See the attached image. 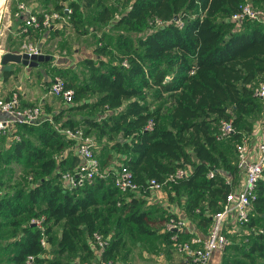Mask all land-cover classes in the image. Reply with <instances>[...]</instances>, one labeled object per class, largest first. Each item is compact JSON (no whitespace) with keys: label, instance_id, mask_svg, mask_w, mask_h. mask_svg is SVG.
Returning a JSON list of instances; mask_svg holds the SVG:
<instances>
[{"label":"trees","instance_id":"16d2710c","mask_svg":"<svg viewBox=\"0 0 264 264\" xmlns=\"http://www.w3.org/2000/svg\"><path fill=\"white\" fill-rule=\"evenodd\" d=\"M35 1L39 10L31 8L37 15L51 10L65 15L63 26L87 29L86 25L108 23L114 33L96 46L95 58L81 60L86 67L83 78L60 66H48L50 79L59 75L64 86L72 89L67 102L71 104L52 112L50 119L16 124L0 134V165L20 164L37 174L32 181L28 176V186L7 189L9 184L0 174V228L7 229L5 236L0 233V264L89 262L93 256L86 240L93 232L107 238L99 259L115 263L121 254L126 255L129 243L154 234L174 215L163 209L152 215L153 206L145 205L146 183L150 178L161 181L178 167H189L188 173L164 183L167 197L172 201L184 195L186 215L205 233L209 216L232 188L226 174L237 170L225 138L240 139L249 131L250 113H263L264 99L254 95L252 88L264 76V23L229 20L246 0H114L115 5L111 0ZM248 1L254 7V3L264 4V0ZM65 6L69 11H64ZM90 8L94 12L86 16ZM174 15L182 21L180 26ZM85 21L88 24L83 25ZM39 29L29 26L27 32L18 34L37 35ZM15 71L2 69L1 73L5 78ZM83 108L105 113L99 118L63 117L65 112ZM220 119H230L233 131L217 137ZM79 123L85 134L94 130L108 141L101 145L100 156L93 147L99 170L112 153L118 154L120 164L138 184L137 190L119 191L112 170L81 186H62L61 172L72 169L78 158L69 148L71 139L59 128ZM251 203L250 212L255 215L249 213L243 223L248 226L247 235L230 245L239 256L222 252L218 264H264V178L258 179ZM39 214L44 215L50 256L41 255L45 249L39 243V229L29 222ZM55 225L58 234L53 231ZM173 233L181 238L187 235L165 229L162 235L169 243Z\"/></svg>","mask_w":264,"mask_h":264},{"label":"built area","instance_id":"2783aa9c","mask_svg":"<svg viewBox=\"0 0 264 264\" xmlns=\"http://www.w3.org/2000/svg\"><path fill=\"white\" fill-rule=\"evenodd\" d=\"M64 11H69L64 7ZM23 15V24L19 32H27L29 26L34 28H45L47 26L62 27L66 16L56 10L41 11L37 15L32 8L25 2L20 1L16 5L15 15ZM229 20L240 24L245 18L264 23V10L252 6L251 3L243 2L239 9L229 15ZM180 26L182 21L174 19ZM161 23L160 20H156ZM27 34V33H26ZM27 54L41 53V48L30 41L22 44L21 50ZM124 64V62H122ZM51 94L59 95L64 102H69L72 95V89L64 86V81L59 75H54L48 87ZM253 94L264 99V82L256 84L252 88ZM0 134L6 133L16 124H36L43 116L41 105L37 103H21L18 92L11 90L6 95H0ZM264 121V109H263ZM150 121H148L149 125ZM261 133L254 143V147H248L244 139L241 138L235 146L236 167L243 172L242 182L238 186L232 187L225 194L224 200L219 209L210 215V223L205 233L198 230H191L188 222L178 215H171L164 223L165 230L184 231L185 237H178L176 233L171 235L174 249L181 255V264H207L211 254L214 251H220L225 246L227 238L225 232L227 228L234 227L235 224L244 223L248 220L249 210L252 200L255 197V187L258 179L261 178L264 171V126ZM65 138L71 139L70 149L76 154L78 160L74 167L65 170L60 174V182L66 189L81 186L90 182L94 176L102 175L99 170V162L93 152V140L88 134L83 132L79 126H65L59 128ZM233 131V125L230 119H220L218 122L217 137L227 135ZM18 138V135H13ZM244 136V135H243ZM188 170L182 167L176 168L168 173L163 180L157 181L154 178L147 180L146 188L148 190L159 188L167 181H174L185 176ZM113 184L121 192L137 190L138 184L132 179L130 170L122 164H119L111 171ZM212 172L209 171L208 175ZM44 215L39 214L31 216L29 222L35 225L40 232L39 243L43 249L48 247L46 234L44 233ZM92 241L100 252L107 244V238L101 236L98 232L92 233ZM29 260L32 256H28ZM81 264H87L81 263ZM96 264H109L108 261L101 260L98 257Z\"/></svg>","mask_w":264,"mask_h":264},{"label":"rangeland","instance_id":"374dc122","mask_svg":"<svg viewBox=\"0 0 264 264\" xmlns=\"http://www.w3.org/2000/svg\"><path fill=\"white\" fill-rule=\"evenodd\" d=\"M23 1L27 5L35 3V0H2L1 3V8H0V56L3 52L5 51H20L22 44L24 42L30 41L31 43H35L39 45V41L42 40L41 44L39 47L41 48V51L48 52V54L51 56V62H47L46 65L42 62H39L36 66L37 70L42 72L45 68L47 69L48 66L51 63H56L59 65L61 68H64L63 70H66L69 73H75V76L77 79L83 78L85 76L86 72V67L81 64V60L85 57H93L95 58L97 56V52L95 51L96 46H99L101 44H104L105 41L109 38L108 34L114 33V28H111L110 25L107 23L104 26H98L94 24L93 26L91 25H86L87 29L82 28L79 26V29H74L70 25H64L60 30L53 32L51 35L46 36L45 39H40V35H35V36H22V35H16L14 34V26L16 25L13 21V17H15V10L13 12V9L17 5L18 2ZM248 1V0H246ZM249 2V1H248ZM111 5H115V1L111 0L109 1ZM254 5L259 8L264 10V4L263 3H254ZM30 6V5H29ZM34 8L39 10V8L35 7ZM94 11L90 9L85 10V15L90 16ZM88 18V17H86ZM84 24H88L87 21L83 22ZM82 25V26H83ZM116 30V29H115ZM108 36V38H107ZM102 58H109L108 55H99ZM53 59V61H52ZM48 65V66H47ZM8 66L7 64H2L0 62V77L2 76V69L6 68ZM15 73H18L19 67L15 66ZM38 75L33 71L25 72L24 75L21 77V84H23L22 88L25 90H28L29 92H35L36 96L39 97L41 93H38V86H37V78L42 76H46V78L50 77V74H44V75ZM24 76V77H23ZM260 77V76H259ZM51 80V79H50ZM261 82H264V76L258 78L255 82L254 85L259 84ZM93 96L92 95H87L86 99L92 100ZM39 105H41L43 116L44 118L50 119V116L52 112H56L58 110H61L62 107H65L67 103L61 100V98L48 93L41 99H35V102ZM48 111V113L46 112ZM105 112L100 111L98 108H95L92 112L88 110V108H83L79 110H73L70 111L69 113H64L63 117L66 114H72L73 116H76V118H80L83 115H90V116H95L99 118L102 116ZM248 117L251 118V125L249 128V132L253 128V126L256 123H259V126H264V121H263V114L262 110L254 111L250 113ZM165 122V120H164ZM54 126H56V122L53 123ZM80 128L84 129L83 125L79 123L78 125ZM263 128V127H262ZM247 134H244V136H241V138L244 139L245 143H249V138ZM89 137L91 140H93V147L95 149V153L97 155L100 154L101 152V145L104 143L108 142L106 141V137L102 136L99 137L96 135V132L94 130H91L88 133ZM240 139L237 140H232L229 139V137L225 138V144L228 146L227 148L233 152L234 158L236 161V151H235V146L238 142H240ZM100 156V155H99ZM99 160L101 161V158L99 157ZM112 161V160H111ZM185 169H189V167H186ZM0 174L1 177L4 181L8 182V186L5 187L7 189L10 186L13 187H25L28 186L30 182H28V176H31V181L32 179H36L37 174H32L29 172V168H25L20 164H13L11 162L9 163H3L0 165ZM262 179L264 178V174L261 177ZM164 185V184H163ZM161 185L159 188L151 189L149 192H153L154 190L161 189ZM4 189V188H3ZM150 199V198H149ZM151 200V199H150ZM252 208V203L250 205V209ZM249 213L255 215L253 211ZM258 227V226H257ZM256 228V227H252ZM0 233L3 232L2 236H5L7 233L6 227L0 228ZM53 231L58 232V225L53 226ZM227 242L225 246L222 248V250L219 251V254L221 255L222 252H226V254L229 255H235L239 256L238 252H234L230 249V245L232 242H240L242 239H244V236L247 235L248 232V226L243 223H237L234 225V227L227 228ZM109 235V234H107ZM89 240L93 243L92 238L88 237ZM130 241H127L129 243ZM94 244V243H93ZM132 244H129L131 246ZM51 244L48 245L47 248L41 253L42 256H50L49 249ZM124 250L122 251V253ZM125 255L122 256V254L117 258L118 263L117 264H144L147 260V258H143L141 248H133L132 252L129 254L128 258L124 259ZM116 264V263H115Z\"/></svg>","mask_w":264,"mask_h":264},{"label":"crops","instance_id":"0c3cea01","mask_svg":"<svg viewBox=\"0 0 264 264\" xmlns=\"http://www.w3.org/2000/svg\"><path fill=\"white\" fill-rule=\"evenodd\" d=\"M30 7H33L35 5V3L29 4ZM16 10V6L13 9ZM14 23L16 24L14 26V28L21 26L20 22L23 21V15L21 16H15L12 18ZM43 28L39 29L38 34L40 35V39H45L46 36L51 35L53 32H56L58 30H56V27L54 26V30H50V32H47L46 30L43 32L42 31ZM53 31V32H52ZM19 30L18 29H14V34L19 35ZM36 35V36H37ZM27 36V35H25ZM30 36H35V35H30ZM42 40L39 41V45L41 44ZM42 53L48 54V52L43 51ZM51 59V56H50ZM47 60L48 62H51V60ZM53 61V59H52ZM42 62L46 65V61H39ZM38 62V63H39ZM37 63V64H38ZM4 64H7L8 66H6V68L3 69H15V66L19 67V72L16 74H10L7 77L3 78L0 77V95H6L8 94L11 90H16L18 92L19 95V99L21 103H34L35 99H41L42 97H44L46 94L50 93L48 91V87H46L47 84H45V81L49 80L50 77L46 78V76L44 74L48 73V68L42 70V72H40L39 70H37L36 66H28L22 63H16L13 61H8ZM50 65H57L56 63H51ZM48 66V65H47ZM33 70L37 75L38 73H40V75H44L42 77H38L37 78V86H38V93H41V95L39 97L36 96L35 92H29L28 90H25V88L23 89L22 86L23 84H21V77L22 75H24L25 72H29ZM39 75V76H40ZM24 77V76H23ZM48 113V111H46ZM3 116V114L0 112V117ZM76 117V116H75ZM259 123H256L253 128L251 129V131L249 132V134H247L248 138H249V143H248V147H254L255 146V142L259 137V134L261 133L262 130V126L258 125ZM70 148V146H69ZM110 150V149H109ZM112 160V161H111ZM121 162L118 160V154L116 153H112L111 155V159L108 161V164L106 166L103 167V171H109L112 170L114 168H116ZM225 179L227 181H231L232 180V185L231 187H235L238 186L240 184V182H242L243 179V172L241 169L237 168L236 172H234L233 174L228 173L225 176ZM151 200H150V199ZM145 205H150L153 206L151 208H153L152 211V215L157 214L161 209L164 210V212L166 213H170V214H174V215H178L180 217H182L183 219H185L188 222L189 227L191 228V230H198L201 231V228L196 224L195 220H191L185 212V208H184V195H180L177 200H172L170 201L167 197V188L163 185L161 189L158 190H154L153 192H149L148 195H146V199H145ZM206 227V226H205ZM202 227V228H205ZM208 228V227H207ZM164 231V227L161 226L159 228H156L155 233L154 234H149V235H144L140 237V240L135 241V243H129L132 244L131 246H129L128 244V251L126 252L125 258H128L129 254L132 252L133 248H141V252L143 255V258H147L146 262L144 264H181V255L174 249V246L172 245V237L171 238V242H167L162 235V232ZM184 232V231H183ZM58 234V232H57ZM88 242V245L91 247L92 249V258L89 262H86L87 264H96L98 257H99V253L98 250L96 249L95 245L89 240V238L86 240ZM49 245V244H48ZM219 258H220V254L219 251H214L207 264H218L219 262ZM75 259V258H74ZM115 263H118V259L115 261ZM113 263V264H115Z\"/></svg>","mask_w":264,"mask_h":264},{"label":"water","instance_id":"95a60500","mask_svg":"<svg viewBox=\"0 0 264 264\" xmlns=\"http://www.w3.org/2000/svg\"><path fill=\"white\" fill-rule=\"evenodd\" d=\"M173 19H176V15L173 16ZM49 59L50 55L42 52L27 54L25 51H5L0 56V62L2 64L8 61H13L28 65L30 67L37 65L39 61H47Z\"/></svg>","mask_w":264,"mask_h":264},{"label":"bare ground","instance_id":"6f19581e","mask_svg":"<svg viewBox=\"0 0 264 264\" xmlns=\"http://www.w3.org/2000/svg\"><path fill=\"white\" fill-rule=\"evenodd\" d=\"M2 0H0V6H1ZM1 8V7H0Z\"/></svg>","mask_w":264,"mask_h":264}]
</instances>
